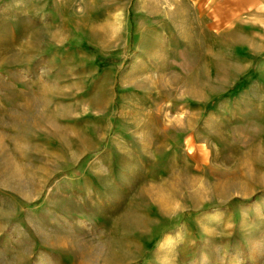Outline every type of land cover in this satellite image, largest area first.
Segmentation results:
<instances>
[{
	"label": "rangeland",
	"instance_id": "374dc122",
	"mask_svg": "<svg viewBox=\"0 0 264 264\" xmlns=\"http://www.w3.org/2000/svg\"><path fill=\"white\" fill-rule=\"evenodd\" d=\"M251 1L0 0V264H264Z\"/></svg>",
	"mask_w": 264,
	"mask_h": 264
},
{
	"label": "crops",
	"instance_id": "0c3cea01",
	"mask_svg": "<svg viewBox=\"0 0 264 264\" xmlns=\"http://www.w3.org/2000/svg\"><path fill=\"white\" fill-rule=\"evenodd\" d=\"M250 2H246V6H259L261 4H263L264 2L261 1H256V0H252ZM257 2V3H256ZM209 3V2H208ZM252 4V5H251ZM210 14L212 17V24H214V28L215 29H221L222 26H226L227 24V2L226 0H210Z\"/></svg>",
	"mask_w": 264,
	"mask_h": 264
},
{
	"label": "bare ground",
	"instance_id": "6f19581e",
	"mask_svg": "<svg viewBox=\"0 0 264 264\" xmlns=\"http://www.w3.org/2000/svg\"><path fill=\"white\" fill-rule=\"evenodd\" d=\"M168 4V3H167ZM171 4V2H169V4L168 5H170ZM173 4V6H174V8L171 10V12H170V14L171 15H180V13H183V11L182 10H180L179 8H178V6L176 5V4H174V3H172ZM167 5V6H168ZM189 144V143H188ZM189 146V145H188Z\"/></svg>",
	"mask_w": 264,
	"mask_h": 264
}]
</instances>
